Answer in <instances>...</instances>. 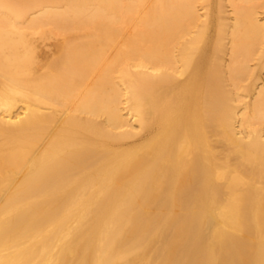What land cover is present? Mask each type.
Wrapping results in <instances>:
<instances>
[{
    "label": "bare ground",
    "instance_id": "6f19581e",
    "mask_svg": "<svg viewBox=\"0 0 264 264\" xmlns=\"http://www.w3.org/2000/svg\"><path fill=\"white\" fill-rule=\"evenodd\" d=\"M0 264H264V0H0Z\"/></svg>",
    "mask_w": 264,
    "mask_h": 264
}]
</instances>
